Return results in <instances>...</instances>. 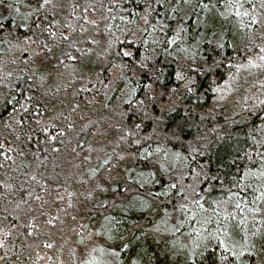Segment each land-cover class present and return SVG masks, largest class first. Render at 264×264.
<instances>
[{"label": "trees", "instance_id": "obj_1", "mask_svg": "<svg viewBox=\"0 0 264 264\" xmlns=\"http://www.w3.org/2000/svg\"><path fill=\"white\" fill-rule=\"evenodd\" d=\"M263 22L264 0H0V264H264V74L253 106L218 97ZM174 213L192 248L158 235Z\"/></svg>", "mask_w": 264, "mask_h": 264}, {"label": "rangeland", "instance_id": "obj_2", "mask_svg": "<svg viewBox=\"0 0 264 264\" xmlns=\"http://www.w3.org/2000/svg\"><path fill=\"white\" fill-rule=\"evenodd\" d=\"M90 16H88L87 19L92 21L94 19V16ZM260 31L264 32V22L263 28H261ZM31 48L32 47L30 43H21L16 49L18 53H22L23 51L31 50ZM261 49L262 51L259 56L251 58L244 65H240V70H238L235 75L229 77L222 85L218 87V91L220 93H218V97L227 96L229 99H231V101H241L242 98H246L248 99L246 101H248V105L250 106H253L256 103L257 95L255 94V92L258 83L256 84V80L254 79H260L264 74V45L261 46ZM213 104L218 105L219 101H214ZM167 216L168 217L166 218L163 230H160V234L158 235H168V237L176 239L178 244L186 246V248H192L193 245H195L197 239H195L194 241L190 239L187 234H182L177 237L172 236L173 233L179 228L178 224L183 219L182 214L174 213ZM87 239H89V235L87 236ZM106 257L109 256L107 255Z\"/></svg>", "mask_w": 264, "mask_h": 264}]
</instances>
